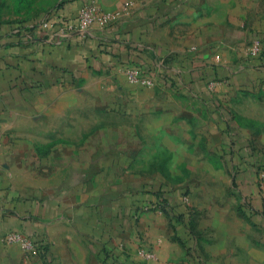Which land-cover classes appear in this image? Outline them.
I'll use <instances>...</instances> for the list:
<instances>
[{
  "label": "crops",
  "instance_id": "crops-1",
  "mask_svg": "<svg viewBox=\"0 0 264 264\" xmlns=\"http://www.w3.org/2000/svg\"><path fill=\"white\" fill-rule=\"evenodd\" d=\"M84 2L117 17L62 43L41 31L17 43L0 26V264L46 263L7 232L44 237L57 264H101L99 251L123 247L134 264H193L201 251L211 264H259L264 127L241 125L249 101L264 100V76L235 70L253 36L240 28L247 5L66 0L58 14ZM126 68L153 85L129 83ZM161 185L170 206L189 196L200 248L186 249L157 206Z\"/></svg>",
  "mask_w": 264,
  "mask_h": 264
},
{
  "label": "rangeland",
  "instance_id": "rangeland-1",
  "mask_svg": "<svg viewBox=\"0 0 264 264\" xmlns=\"http://www.w3.org/2000/svg\"><path fill=\"white\" fill-rule=\"evenodd\" d=\"M63 0H0V26L7 27L12 23H22V24H31L32 22L38 20L41 16L50 13L52 10L56 9V6L59 5ZM245 5H247V13L242 15V19L240 22H243V34L245 35L244 41L247 39V35L252 34L256 35L255 37H251V39L245 45V58L246 62L245 65L235 66V70L241 77L244 79L250 77L251 75L256 77H263L264 71L262 67L254 65V63H250V59L259 55L257 51V43L254 42V38H259L264 36V0H241ZM259 36V37H258ZM258 80V78H257ZM256 80V81H257ZM259 81V80H258ZM259 84V83H258ZM261 92H264V84H261L259 87ZM262 97V96H260ZM226 106V105H225ZM229 109L227 106L225 107ZM245 118L244 125L241 127L251 128L254 131L263 128L264 126V100L256 99L255 103L253 101H249L246 108L244 109V116ZM236 122L240 125V121L236 118ZM203 139V138H202ZM262 151V150H261ZM264 154V150L262 151ZM194 169V165H193ZM175 184H179L178 182ZM174 185V184H172ZM260 187V186H259ZM261 191L264 188L260 187ZM229 196H231L230 202L234 204H238V202L242 201L241 197H238V193L236 189H232L229 192ZM238 200V201H237ZM185 205L188 209H190L189 205V196L187 195L185 198ZM190 230L193 234V240L195 242V247H199V238L198 234L195 231L193 224H192V211L190 209ZM256 235H263L258 230H254L252 236ZM199 250V249H198ZM120 253L122 256L129 260L130 255L125 251L124 247L116 251ZM193 252V251H192ZM199 252V251H198ZM200 253V252H199ZM197 256L194 254L189 253V255L194 256L191 258L193 260V264H211L213 261H209L208 259L204 260V254L202 251L200 254L196 253ZM202 254V255H201ZM131 262V261H130ZM133 263V262H132ZM259 264H264V260L261 259L257 261ZM134 264V263H133Z\"/></svg>",
  "mask_w": 264,
  "mask_h": 264
},
{
  "label": "built area",
  "instance_id": "built-area-1",
  "mask_svg": "<svg viewBox=\"0 0 264 264\" xmlns=\"http://www.w3.org/2000/svg\"><path fill=\"white\" fill-rule=\"evenodd\" d=\"M61 3H66V0H63ZM59 7L60 6L57 5L56 9L41 16L31 24L8 26V37L10 39H15L17 43H19L21 39L25 40L27 43H31V41H37V39L32 36V33L41 31L44 32L46 36L45 41L47 40L50 43H62L73 36L83 38L90 36L94 26L104 28L117 17L116 13L103 11L93 2L82 3L78 8L76 16L74 15L67 18L66 16L58 14V10L61 8ZM254 42L257 43V51L260 52L261 44L259 40L255 39ZM124 74L129 83L145 87L153 85V81L146 77L139 69L126 68L124 69ZM257 183L258 186L264 188V168L257 171ZM183 200L185 201V199ZM3 239L6 243L17 244L27 255L40 258L37 251V239H30L18 232H7L4 234Z\"/></svg>",
  "mask_w": 264,
  "mask_h": 264
},
{
  "label": "trees",
  "instance_id": "trees-1",
  "mask_svg": "<svg viewBox=\"0 0 264 264\" xmlns=\"http://www.w3.org/2000/svg\"><path fill=\"white\" fill-rule=\"evenodd\" d=\"M63 4L64 3H60L59 6L62 7ZM19 24H22V23H12L11 25H9V27L19 25ZM255 36L256 35H253L252 37H255ZM254 39L259 40L261 47H260L259 55L250 59V63H254V65L262 67L264 71V36L259 37V38H254ZM253 168H254L253 169L254 175L257 181V171L259 169L264 168V157L258 156L257 161L253 165ZM166 189L167 188L164 185L159 186V188L157 189L158 191L157 193L159 195L157 206L163 209L166 208V206L169 207V211L167 214L170 216L172 228L174 229L175 232L180 229L182 234L189 238V243L185 244V247L186 249H191L192 247L191 241L193 240V234L191 233V230H190V222H189L190 211H188L187 207L183 205L184 204L183 198L184 196H186V193H183L181 195V198H182L181 201H177L174 205L170 206L168 204L169 201L163 197V194L166 193L165 191ZM148 191L149 190H147V192ZM249 205L251 206V202H249ZM181 209H183L182 212H181ZM176 236L179 239V241L183 240L182 237L180 238L177 235V233H176ZM36 241H37L36 242L37 251L39 253L40 258L46 262L45 264H55L56 263L55 258L53 256L51 257V255L48 254L47 244L45 242L44 237ZM97 258L101 264H133L132 262L128 261L127 258H125L124 256H122L120 253L116 251H107V250L99 251L97 253Z\"/></svg>",
  "mask_w": 264,
  "mask_h": 264
}]
</instances>
